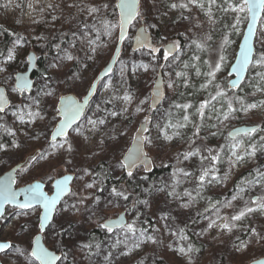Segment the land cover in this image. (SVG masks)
Listing matches in <instances>:
<instances>
[{"label":"snow or ice","instance_id":"snow-or-ice-1","mask_svg":"<svg viewBox=\"0 0 264 264\" xmlns=\"http://www.w3.org/2000/svg\"><path fill=\"white\" fill-rule=\"evenodd\" d=\"M11 3L12 0H5L0 3V8L7 9ZM162 3L166 9L163 12L157 5V0H152L158 19L175 11L179 14L177 20L190 21L197 29H202L205 24L208 26L206 32L191 37L180 33L189 41L188 48L192 50L187 61L181 59L184 46L179 40L161 37L157 42L153 39L151 30L158 25L147 23L143 0H100L99 3L72 0L66 4L68 9H75V14L70 13V18L75 19L86 13L92 18V23L79 21L77 29L70 32L72 40L68 41L66 48H62L61 44L65 42L63 37L69 33L63 34L60 43L55 45L57 56L49 64V68L58 71L67 62H74V67L79 65L81 71L72 72L62 83L68 85L69 91L77 88L84 90L76 95H60L51 78L45 74V82L36 95H26L31 92L34 84L27 72L4 77V85L9 80H14L10 91L18 96H25V100L19 104L14 103L10 99L9 89L0 86V166L8 168L0 175V220L7 219L9 214L16 218L36 214L37 221L36 231L31 234L27 247H21L19 243L10 240H0V264H9L12 254H15L17 260L23 258L24 264H77V253L91 260L98 254L94 249L98 250L100 245L79 238L72 239V217L82 210L89 213L90 220L96 219L98 228L106 232L120 229L123 239L118 236L112 245L113 248L123 245L124 250L120 255H131L147 243L157 245L163 242L159 238V228L151 225L148 220L140 221L141 213L137 205L148 206V200H136L132 204L136 215L131 221L126 220L124 214L116 219L100 215L104 212V206L100 197L90 190L102 192L103 187L98 185L103 184L108 173L105 171L101 174L95 168L79 165L77 157L81 139L90 143L92 137L100 133L113 118H122V121L131 123L133 117L145 112L144 105H148L149 111L156 110L162 95L163 77L157 73L158 78L154 81L151 92L152 103L149 104V97L139 99L131 88L129 73L134 75L140 70L156 72L158 68H172L173 65L180 67V70L168 73L176 79H169L167 87L189 88L190 73L194 72L196 77L201 78L199 90L206 93L205 98L195 104L191 101H174L173 107L178 110V117H173L169 111V118L163 122L153 124L152 118L145 115L135 129L130 146L121 150L115 167L129 180L134 179L141 169L145 172L152 171L154 161L150 152L163 150L174 140H184L183 130L190 126L192 135L186 138L187 147L178 151L174 159L176 165H181L195 158L198 161L196 170L173 166L175 170L171 173V183L158 187L152 185L144 191H156L164 193L168 198L180 200L179 206L182 209L193 207L201 199L207 200V207L197 212V218L191 221L193 224L199 223L201 219L207 221L205 227L196 233L197 236H206L213 230L229 235L242 230L247 238L236 237L233 246L237 252L246 251L254 243H264V225L257 227L254 223H249L256 217L264 218V165H257L252 169L248 177L236 185V191L230 199L220 201L204 196L209 186L223 184L234 167L254 160L258 154L264 155V135H260L259 139L255 138L257 133L264 132V128L257 125L237 130L236 134L230 131L226 142L215 148L197 146L201 130L205 126L218 128L235 119L239 113L264 110V98L249 101L247 94H239L244 93L245 88H251L253 96L259 93L264 97V0H162ZM27 6L33 12L37 11L32 4ZM193 9L204 17L203 21L193 13ZM58 10L63 13L60 4L49 3L46 8H40L39 13L43 18L45 11L56 13ZM59 19L61 16L51 15L52 21ZM40 22L33 19V23ZM245 22L246 29L242 31L241 24ZM138 25L130 48L131 52L147 57V63L143 60L137 62L131 56L127 61L123 59L127 50L126 41L130 39L129 29ZM217 33L218 41L214 40ZM236 36L242 38L239 43L234 39ZM33 39L39 42L47 37L35 36ZM29 43L31 41L27 37L15 35L12 46L6 51H0V74L9 72V67L17 60L19 52ZM234 44L236 50L233 49ZM106 53L110 55L99 74L90 82L77 83L84 79L83 70L89 69ZM203 54H207L208 59H204ZM38 61L39 57L34 53H25L24 62L27 66L36 68ZM115 65H119V80L116 82L112 79ZM101 88L109 93L103 104L111 105V110L96 105V111L103 115L86 117L90 99ZM179 95L183 98L185 94L181 92ZM9 114L13 118L11 124L6 119ZM44 121L47 124L43 131L30 135L25 130ZM210 121L215 122L209 123ZM150 126L156 129L155 136L151 134ZM21 131L29 141L46 138L47 146L34 154L23 155L21 150L25 145L18 135ZM211 134L217 135L215 132ZM126 135L124 129L117 131L113 127L104 132V138L100 139L99 144L103 145L105 139L118 142ZM5 137L11 138L10 142H6ZM92 155H98V152L93 150ZM5 156L7 159H4ZM225 162L228 168L221 174L219 165ZM12 164L15 166H11ZM38 167L47 170L39 178L29 180ZM61 168L62 173L59 172ZM86 177H91V182L86 181ZM141 179L147 180L148 177L143 176ZM192 179H195V184L191 189L184 188L183 192L177 190ZM76 181L82 184L74 189ZM21 182L23 186H19ZM253 189H258L257 194L252 195ZM129 195L122 185L113 186L109 192L111 199L104 204L120 199L127 201ZM89 200L92 204L85 208ZM235 201H240V204L237 206ZM227 209L232 211L226 212ZM210 211L211 214H206ZM175 219L168 212H162L159 217L164 222V229L177 241L174 246L170 244L167 247L184 257L185 264H195V254L199 248L190 241L187 224L175 230L171 227L170 221ZM145 224L149 227H144ZM149 228H152L151 233ZM65 237L69 239L66 240ZM113 260V252H107L104 261L112 264ZM252 264H264V259H256Z\"/></svg>","mask_w":264,"mask_h":264},{"label":"rangeland","instance_id":"rangeland-1","mask_svg":"<svg viewBox=\"0 0 264 264\" xmlns=\"http://www.w3.org/2000/svg\"><path fill=\"white\" fill-rule=\"evenodd\" d=\"M5 2V0H0V3ZM72 0H12L11 5L5 9L0 8V29L2 27H6L10 32L15 33L16 35H23L27 37L31 43L25 45V48L19 52L17 60L9 67V72L5 74H0V86H6L9 89L10 99L19 104L21 101L25 100V96H18L15 92H11L10 88L14 84V80H9L7 85H4V77L11 74L14 76L17 72H22L27 70V65L25 64V53H30L31 51H35L37 56L41 58L38 61L36 70L33 74V79L35 81V86L30 93V95H36L37 90L44 84V76L47 74L53 84L58 88V94H77L78 92H82L83 88H77L72 91L68 90V85L62 83L65 79V68H69L74 62L65 63L64 67L60 70H52L49 68V64L53 62L56 58L54 54H52L47 45L51 40H53V46L57 43H60V38L64 33H69L68 36L63 37L67 38V42L72 40L70 35L71 31H74L78 27L79 21H84L82 18L71 19L69 18L67 21L57 22L56 29L53 33H45L43 32L44 23L46 18L51 14L50 11H45L43 13V18H41V14L39 13V9L51 4H60L63 10H67L66 4L71 3ZM28 4H32L33 7L37 9V11L33 12L28 8ZM17 5H20L17 7ZM159 6V3L157 4ZM152 0H143V10L145 12V19L147 23H156L158 27L156 29H152L151 33L154 35L158 32L160 38L167 37L169 40H179L180 43L184 46V52L181 56L182 60L187 61L189 57L192 55V50L188 48V40H185L184 36H181L180 33H185L188 36H194L196 34H201L208 30L207 24L204 25L202 29H197L193 27L190 21L186 20H177L178 13L173 11L169 12L167 17L157 18V14H152ZM160 9L161 12L166 11L162 0H160ZM193 13L199 15L201 21L204 20V17L196 12L193 9ZM33 19L40 20V23H33ZM230 19V17H229ZM176 21V22H174ZM87 22L90 23L92 21L87 19ZM131 28L129 32V41L126 43V54L123 56V59L126 61L128 57L131 56L137 62L143 60L145 63L148 62V58L145 57L141 53H133L131 52L130 45L132 44V37H134L136 29ZM192 28V29H191ZM246 28V22L241 24V30L244 31ZM35 36H44L47 37L46 40L36 41L33 39ZM4 37L0 32V44L2 43ZM235 41L239 43L241 41L240 36L234 37ZM214 40H219V33L216 34ZM157 41V40H155ZM184 41V42H183ZM158 42V41H157ZM183 42V43H182ZM12 44L10 45V47ZM65 46V45H62ZM65 48V47H64ZM233 49L236 50V45H233ZM110 53H106L102 59H98L95 64H92L91 67L87 70H83V81H77V83H85L90 82L92 78L98 75L99 70L103 68L105 63L109 58ZM204 59H208L207 54H203ZM100 61V62H99ZM99 63V64H98ZM91 64V62H90ZM96 65H99L98 68H95ZM159 70H162L164 75L165 82V92L166 98L163 103L154 111L148 110V105H144L145 112L135 116L132 118V122L128 123V121L123 120L122 118H113L106 126L103 127V130L100 133H97L92 137L91 142L84 141L81 139L80 141V152L77 157V163L83 167H88L89 169L95 168L98 170L99 165H105L107 173L109 175V182L104 183L103 191L97 192L95 189L90 190L95 193V195L99 196L104 206V212L100 215L106 218H113L118 216L122 212H126L128 221H131L133 217L136 215L135 211L132 210V204L136 200H148L149 205H137L140 215V221L148 220L151 225L160 229L159 238L163 241L160 244L153 245L151 243H147L142 245L140 249L135 250L131 255L123 256L120 255V252L124 250L123 245L113 248L112 245L115 243L118 236H120V230L113 232H106L96 226V219H89V213L87 211H81V213L72 217L73 225L72 231L74 236L72 239L79 238L80 240H88L90 235V231L94 228L99 230V236L102 238L100 247L98 250L94 249L98 252V254L91 258V260L85 259L81 254L77 253L76 261L77 264H107L104 261V256L107 252L112 251L114 255V260L112 264H185V258L181 257L177 253L171 251L167 246L175 245L176 238L172 237L171 234L164 229V222L159 220V217L162 212H168L171 216L175 217L174 221H170L171 227L175 230L176 228L184 227L185 224L188 226L187 234L190 237V241L194 243V245L199 248V251L195 254V264H249L254 261L252 259L264 254V243L261 244H253L249 249L243 252H237L234 248V241L237 236H240L243 239H246L247 236L245 232L236 231L232 234H220L217 231L213 230L206 236H197L202 228L205 227L207 221L200 220L199 223L193 224L192 219H196V213L199 211H203L207 207V200L201 199L198 204L194 205L189 209H182L179 205L181 203L180 200H174L172 198H168L164 193H159L156 191L145 192V188H149L152 185L160 186L165 183H171V173L175 170L173 166L185 167L189 170L195 171L198 166V161L193 158L190 161L184 162L181 165H176V161L174 157L178 151H181L187 147L186 138L191 137L192 129L189 128L183 130L185 139L184 140H174L171 144L167 145L163 150L159 151V155H157V151L150 152V155L154 161V169L156 166L164 167L165 165H169V169L158 177L154 179H150L148 173L143 171L142 169L138 172L136 177L132 180L127 179V182L130 181L132 185L136 186L135 193L129 192L126 188V184L122 185L124 189L127 190L129 195V200L124 201L122 199L115 200L111 204H104L105 201L111 199L109 196V192L111 187L116 186L114 182L125 180L122 176L124 174L115 167L122 149L130 146V141L132 136L135 133V129L138 128L140 122L143 120L144 116H150L153 120V124L157 121L163 122L168 119L167 113L170 111L173 117H178V110L174 109L173 102H185L191 101L193 104L197 103L199 100L205 98L206 93L199 90V85L202 82L200 77H196L194 72L190 73L191 86L187 89L176 86L175 89L168 88L167 82L169 79H176L175 76H169V72L179 71L180 67L177 65H173L172 68L165 69H157L156 72L149 70L148 72H144L143 70L138 71L136 74L129 73L128 82L131 85V88L137 93L139 99H144L145 97H151V89L154 85V81L157 77V73ZM92 73H94L92 75ZM112 79L114 82L119 80V65L113 70ZM223 79V77H221ZM253 89L245 88L244 93H239L240 95L247 94L246 98L249 101L264 98L261 97L259 93L256 96H253ZM183 92L185 95L183 98L180 97L179 93ZM26 95H29L26 93ZM109 93L104 89H98L95 98L93 99L89 110L86 113V117L96 118L97 116L103 115V113L96 111V105H100L101 107H107L111 110V105H104L103 101L108 97ZM46 100L48 98H45ZM119 105H117L118 107ZM219 107V105H217ZM8 122L11 124L13 122V118L9 114L6 118ZM84 122L83 120L81 121ZM215 121H210L209 123H214ZM245 122V123H243ZM47 121L37 122V124L33 125L32 128H26L29 134H33L34 132H40L45 129ZM259 125L264 128V110H253L248 114L239 113L235 119H232L228 122H225L223 126L218 128H210L205 126L201 130V139L197 141V146L203 147H217L226 142L228 138L229 131L238 126V125ZM16 126L19 127L18 122H16ZM115 128L117 131L120 129H124L127 132V135L122 137L118 142H112L105 139L103 145L99 144L100 139L104 138V132L109 131L112 128ZM150 131L153 136H155L156 129L150 126ZM217 133V135L213 136L211 133ZM21 135V143L25 145V148L22 149L23 155L27 156L29 154H34L36 149L42 147L45 142H47L46 138H42L39 141H29L27 140L23 132H19ZM260 135H264V132H259L256 134V139H259ZM95 150L98 152V155L93 156L92 152ZM2 155V154H1ZM4 159H7L5 156ZM11 164V161H9ZM257 165H264V155L258 154L254 160H250L243 165L236 166L232 169L230 177L223 184H214L209 186L204 192L205 197H211V195H221L224 200L225 198H231L232 192L229 194L230 185L237 175L243 172L245 169H253ZM11 166H15L12 164ZM220 167V173L223 174L227 168L228 164L225 162ZM0 175L8 170L5 166H0ZM46 168L38 167L35 171L32 172V178H39L44 174ZM59 172H63V169H59ZM101 172V171H97ZM101 174H103L101 172ZM147 176V180L141 179V177ZM119 177V179H117ZM86 181L91 182V177H86ZM82 184L80 181H76L73 184V188L75 189L77 186ZM195 184V179L187 181L183 183L177 190L179 192H183L184 188L191 189ZM125 185V186H124ZM19 186H23V182L20 183ZM98 187H102L98 185ZM258 189H253L252 195L257 194ZM137 194L138 197L134 196ZM92 201L89 200L85 204V208L90 206ZM234 204L237 206L240 204V201H235ZM231 209H227L226 212H231ZM211 214V213H206ZM36 221L37 215L32 214L30 217H21L16 218L13 215L9 214L7 219L0 220L1 227V239L2 240H10L13 243H19L21 247H27V242L33 232L36 231ZM249 223H254V226L260 227L264 225V218L256 217L254 221H249ZM144 227H149V225L145 224ZM149 232H152V228H149ZM123 239L122 236H120ZM66 240L69 238L65 237ZM183 243V242H181ZM258 259V258H256ZM252 260V261H251ZM9 264H24L23 258L19 260L16 259L15 254H12V258L9 261Z\"/></svg>","mask_w":264,"mask_h":264},{"label":"trees","instance_id":"trees-1","mask_svg":"<svg viewBox=\"0 0 264 264\" xmlns=\"http://www.w3.org/2000/svg\"><path fill=\"white\" fill-rule=\"evenodd\" d=\"M90 2H95V3H99L100 2V0H90ZM159 3V8H160V0H157V4ZM70 13L71 14H75V9H67V10H63V13H61L59 10L56 12V13H51L47 18H46V20H45V23H44V28H43V32H44V34L45 33H53V31H55V29H56V23L57 22H61V21H63V22H65V21H67L69 18H70ZM53 14H55V15H58V16H61V19H59V20H57V21H52L51 20V15H53ZM152 14H157V12H156V9L155 8H153L152 9ZM76 18H82L84 21H87V19L88 20H90V21H92V18H90V17H88L87 16V14L86 13H84V14H80V15H78V16H76ZM90 23H92V22H90ZM192 29V28H191ZM6 30V31H5ZM0 32L3 34V37H4V39H3V41H2V43L0 44V51H6L8 48H10V45L12 44V42H13V40L15 39V33H13V32H10L8 29H6V27H2L1 29H0ZM13 34H15V35H13ZM153 37H154V40H157V41H159L160 40V36H159V34H158V32H156L154 35H153ZM64 43L63 44H61V47L62 48H66V47H68V42H67V38H64ZM128 41H126V43H127ZM184 42V41H183ZM182 42V43H183ZM53 40H51L50 39V41H49V43H48V45H47V47H48V49H49V51L52 53V54H54L55 56H57V49H56V47H54L53 46ZM62 45H65V46H62ZM73 51H75V50H73ZM62 54V53H61ZM81 55H82V53H81ZM41 60V58H39V61ZM100 62V61H99ZM99 64V63H98ZM74 65V63H72V65L69 67V68H65V76L67 77V76H70L71 75V73L72 72H75V71H81V69H80V67H79V65H76L75 67L73 66ZM98 66L99 65H96L95 66V68H98ZM94 73H92V75H93ZM84 80V79H83ZM243 123H245V122H243ZM251 125V124H250ZM18 135H19V138H20V140L22 139L21 138V135H20V133H18ZM10 139L11 138H9V137H5V141L6 142H10ZM47 146V142H45L44 143V145L42 146V147H40V148H38V149H36V152L37 151H39V150H41L42 148H44V147H46ZM1 155V154H0ZM169 169V167H166V166H164V167H159V166H156L155 167V169H154V171L152 172V173H148V176H149V178L150 179H154V178H156V177H158L160 174H162L164 171L166 172L167 170ZM254 169V168H253ZM252 169H245L243 172H241L239 175H237L236 177H235V179L233 180V182H232V184L230 185V191H229V194H231L232 192H234V191H236V185L237 184H239L240 182H241V180L242 179H244L245 177H248V173L251 171ZM97 171H101L102 173H104L105 171H107L106 170V167H105V165H99V167H98V170ZM125 180H122V181H116V182H114L115 183V185L117 186V187H119L120 186V184H126V188L129 190V192H132V193H135V190L137 189L136 188V186L135 185H132L131 183H130V181L129 182H127V177L124 175V176H122ZM110 180H109V175H107V177L104 179V182H103V184L102 185H100V186H102V187H104V183H106V182H109ZM125 186V185H124ZM134 196L136 197H138V195L137 194H134ZM212 200H220V201H224V198L221 196V195H217V194H215V195H211V197H210ZM209 213H211V211L209 212ZM143 226H145V225H143ZM89 238H91V239H89ZM88 241L89 242H93V243H101L102 242V238L99 236V230L97 229V228H94V229H92L91 231H90V235H89V237H88ZM261 257H264V254L263 255H260V256H258V257H256V258H261ZM256 258H254V259H252V260H256ZM251 260V261H252Z\"/></svg>","mask_w":264,"mask_h":264},{"label":"water","instance_id":"water-1","mask_svg":"<svg viewBox=\"0 0 264 264\" xmlns=\"http://www.w3.org/2000/svg\"><path fill=\"white\" fill-rule=\"evenodd\" d=\"M130 29H131V28H130ZM130 29H129V32H130ZM245 29H246V28H245ZM137 31H138V28L136 29V32H137ZM136 32H135V34H136ZM151 35H152V33H151ZM152 37H153V35H152ZM153 39H154V37H153ZM132 43H134V40L132 41ZM30 53H34V54L37 56V54H36L35 51H31ZM37 57H38V56H37ZM115 67H116V65L113 67V70H114ZM102 69H103V68H102ZM102 69H101V70H102ZM35 70H36V68H32V67L28 66V67H27V70L22 71V72H27V74H28L30 80H32V81L34 82V84H33V88L31 89V92H30V93H32V91H33V89H34V86H35V81H34V79H33V74H34ZM158 73H159L160 76L163 77V80H164V75H163L162 70H159ZM98 74H99V73H98ZM157 78H158V76L156 77V79H157ZM156 79H155V80H156ZM153 87H154V85H153ZM153 87H152V89H151V92H152V90H153ZM30 93H27V94H30ZM68 95H75V94H73V93H69ZM95 96H96V95H95ZM95 96H94L93 98L90 99L89 107H90V105H91L93 99L95 98ZM165 98H166V92H165V82H164V84L162 85V95H161V98H160V102L157 104L156 109L159 108V106L163 103V101L165 100ZM151 103H152V98L150 97V104H151ZM89 107L87 108L86 113H87V111L89 110ZM85 115H86V114H85ZM253 126H257V125H246V124H242V125H238V126L232 128L230 131L233 132L234 134H236L237 130H242V129H245V128H248V127H253ZM138 127H139V126H138ZM230 131H229V132H230ZM134 134H135V133H134ZM146 134H147V133H146ZM153 171H154V166H153L152 171H150V172H146V173H152ZM3 174H4V173H3ZM120 214H124L125 217H126V220H128V217H127L126 212H122V213H120ZM120 214H119V215H120ZM119 215L116 216V217H113V219L118 218ZM117 230H120V229H119V228H116L114 231H117ZM0 240H2V239H1V227H0ZM258 259H264V257H261V258H258ZM249 264H252V262H250Z\"/></svg>","mask_w":264,"mask_h":264}]
</instances>
